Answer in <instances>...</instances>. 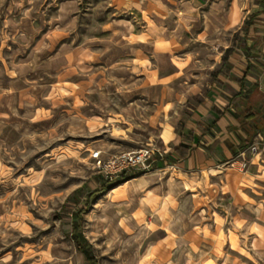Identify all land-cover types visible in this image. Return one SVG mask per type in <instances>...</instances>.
<instances>
[{"label": "rangeland", "instance_id": "obj_1", "mask_svg": "<svg viewBox=\"0 0 264 264\" xmlns=\"http://www.w3.org/2000/svg\"><path fill=\"white\" fill-rule=\"evenodd\" d=\"M151 8L0 0V264H85L72 213L87 206L80 231L98 264L183 263L189 240L177 235L189 224L155 189L166 176L125 185L131 172L104 188L91 153L107 160L148 144L163 150L162 129L180 132L195 105L221 97L236 105L231 82L263 56L247 53L250 13L221 42L197 41L187 21L164 9L169 30L151 31ZM263 146L256 135L241 160Z\"/></svg>", "mask_w": 264, "mask_h": 264}, {"label": "crops", "instance_id": "obj_2", "mask_svg": "<svg viewBox=\"0 0 264 264\" xmlns=\"http://www.w3.org/2000/svg\"><path fill=\"white\" fill-rule=\"evenodd\" d=\"M125 2L141 7L142 12L153 6L150 15L155 27L151 31L169 30L165 22H160L157 11L164 9L187 21L185 25L195 31L197 41L207 38L221 42L223 34L240 28L250 13L246 29L253 35L247 53L250 56V48L257 49L263 58L256 66L249 62V73L231 82L233 93L229 96L235 97L237 104L228 101L226 105L223 97L219 102L199 103L191 109L180 132L171 124L163 128L160 138L166 153L155 156L154 170L141 173L130 182L141 177L148 180L153 174L166 176L155 189L175 200L176 205L168 207L173 218L189 224L177 235L189 240L185 259L182 263L176 258L172 264H190L191 260L195 264H264V146L254 156L245 158L248 164L240 158V152L252 145L256 135L258 140L264 139V0ZM169 2L170 8L166 6ZM182 25L180 22L176 28L179 30ZM246 139L251 143L244 148ZM180 147L183 150L176 152ZM243 153L246 156L247 152ZM172 200L169 203H174ZM179 251L174 248L172 255Z\"/></svg>", "mask_w": 264, "mask_h": 264}, {"label": "built area", "instance_id": "obj_3", "mask_svg": "<svg viewBox=\"0 0 264 264\" xmlns=\"http://www.w3.org/2000/svg\"><path fill=\"white\" fill-rule=\"evenodd\" d=\"M166 152L153 144H148L140 149L125 151L105 160L101 151H92L99 173L108 181L116 182L122 175L132 173H144L154 168L153 161L156 155L163 156ZM244 154V153H242ZM245 163V161L243 160Z\"/></svg>", "mask_w": 264, "mask_h": 264}, {"label": "trees", "instance_id": "obj_4", "mask_svg": "<svg viewBox=\"0 0 264 264\" xmlns=\"http://www.w3.org/2000/svg\"><path fill=\"white\" fill-rule=\"evenodd\" d=\"M247 114H248V116H250V110H248ZM250 143H251V140L246 139L245 143L242 145V147L246 148L250 145ZM181 150H183L182 147L175 149L176 152H180ZM180 154L182 156H184L182 152ZM170 163L173 164L174 160L170 159ZM99 175L101 177V180L104 182V188H108V186L112 185V182L105 179L100 173H99ZM132 176H138V175L135 173ZM126 179H127L126 175H122L121 177L118 178L117 181L123 182ZM81 188L77 189L76 191L81 190ZM93 195L94 194H91L89 197L92 198ZM87 204H89V203H85V205H87ZM87 209H88V206L83 207V208H79L72 213L73 214V221H72L73 239L76 242L79 251L85 257V264H98L92 243H90V241L88 240L86 235L80 231L83 215L87 211Z\"/></svg>", "mask_w": 264, "mask_h": 264}, {"label": "bare ground", "instance_id": "obj_5", "mask_svg": "<svg viewBox=\"0 0 264 264\" xmlns=\"http://www.w3.org/2000/svg\"><path fill=\"white\" fill-rule=\"evenodd\" d=\"M157 172V171H156ZM141 178H143V177H141ZM130 183V180L129 181H127V182H125L124 184L125 185H128Z\"/></svg>", "mask_w": 264, "mask_h": 264}]
</instances>
